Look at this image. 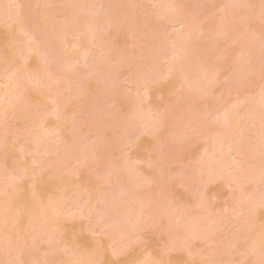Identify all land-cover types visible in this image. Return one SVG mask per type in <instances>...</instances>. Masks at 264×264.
<instances>
[{
    "label": "rangeland",
    "instance_id": "374dc122",
    "mask_svg": "<svg viewBox=\"0 0 264 264\" xmlns=\"http://www.w3.org/2000/svg\"><path fill=\"white\" fill-rule=\"evenodd\" d=\"M0 264H264L261 0H0Z\"/></svg>",
    "mask_w": 264,
    "mask_h": 264
},
{
    "label": "bare ground",
    "instance_id": "6f19581e",
    "mask_svg": "<svg viewBox=\"0 0 264 264\" xmlns=\"http://www.w3.org/2000/svg\"><path fill=\"white\" fill-rule=\"evenodd\" d=\"M238 4H239V3H238ZM240 5H242V4H240ZM238 6H239V5H238ZM16 13H17V12H16ZM12 16H13V19L15 20V19L18 18V13L15 14V15H12ZM32 39H34V40L37 42V45H36L35 47H32V48H31L32 51H35L37 48H39V47L42 45V42H41V41H40L35 35H32ZM48 54H49V53H48ZM48 54H47L46 52H44V54H42V57H43V61H42V62L44 63V65L49 64V62H50V57L48 56ZM49 55H50V54H49ZM46 66H47V65H46ZM171 69H172V68H171ZM171 69H169L168 72H169V71H172ZM168 72H167V73H168ZM171 73H172V72H171ZM37 74L40 75V73H38V72H37ZM41 74H42V72H41ZM168 74H170V72H169ZM168 74H167V75H168ZM34 75H35V74H34ZM170 75H171V74H170ZM170 75H168V76H170ZM35 76H36V75H35ZM2 95H3V94H2ZM2 95H1V97L6 98L5 95H3V96H2ZM6 95L8 96V97H7V104H8L10 101L13 102V100H10V101H9V99H8L11 95H9V94H7V93H6ZM10 104H11V103H9L8 105H10ZM203 170H206V169H203ZM202 173H203V172H202ZM204 173H205V172H204ZM188 187L190 188V186H188ZM188 187H187V189H189Z\"/></svg>",
    "mask_w": 264,
    "mask_h": 264
},
{
    "label": "snow or ice",
    "instance_id": "6c2138e0",
    "mask_svg": "<svg viewBox=\"0 0 264 264\" xmlns=\"http://www.w3.org/2000/svg\"><path fill=\"white\" fill-rule=\"evenodd\" d=\"M261 2H262V6H264V0H261Z\"/></svg>",
    "mask_w": 264,
    "mask_h": 264
}]
</instances>
